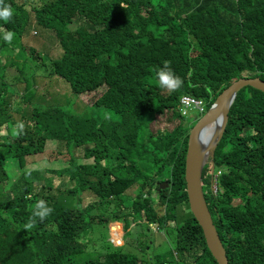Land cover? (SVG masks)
<instances>
[{
    "label": "trees",
    "instance_id": "16d2710c",
    "mask_svg": "<svg viewBox=\"0 0 264 264\" xmlns=\"http://www.w3.org/2000/svg\"><path fill=\"white\" fill-rule=\"evenodd\" d=\"M32 26L51 30L50 76L82 105L109 111L111 120L74 121L57 109L28 112L29 87L11 80L16 72L9 71V86L24 84L25 91L8 96L6 84L0 90V186L11 180L10 159L19 169L9 192L0 190V264H217L189 206L191 126L180 102L183 96L203 100V112L188 109L201 118L239 79L264 81V0H0L6 59L21 52L18 40ZM27 50L41 59L37 49ZM24 112L25 125L12 130L13 114ZM48 140L66 143L69 163L46 170L70 175L73 189L59 196L76 198L74 207L32 191L26 158L44 153ZM73 149L93 163L72 166ZM214 161V174L206 166L202 184L229 264H264V94L240 92ZM164 182L169 187L159 191ZM129 189L135 197L126 195ZM41 199L46 206L37 205ZM113 219L125 222L123 239L135 238L137 225V234L153 225L155 246H142L140 257L132 243L125 248L130 255L114 246L97 249L104 239L94 240L95 227L111 228ZM162 232L173 245L171 261L149 257L166 240Z\"/></svg>",
    "mask_w": 264,
    "mask_h": 264
},
{
    "label": "rangeland",
    "instance_id": "374dc122",
    "mask_svg": "<svg viewBox=\"0 0 264 264\" xmlns=\"http://www.w3.org/2000/svg\"><path fill=\"white\" fill-rule=\"evenodd\" d=\"M209 11L211 13L216 12L211 10ZM70 29H71L70 26L64 27V31ZM18 42H19L18 48L19 51H21L20 53L12 54L9 57V59H6V57L3 56V53L0 52V90H4L2 85L6 84V90L4 92L5 94H8V96H12V94H16L17 91L18 92L25 91L24 84H21L19 87L9 86V84H12L13 81L9 82L7 80V75H9L10 70H13L17 74L12 73L10 79L11 80L18 79L20 82L24 81L25 84L29 87L28 95L32 100L29 103V106L25 108L28 109V112H34L35 110H37L39 113H43L57 109L63 112L64 114H66L67 117L73 119L74 121H89V122L96 121L98 124H101V123L109 122L111 120L109 111L94 108L88 105L86 106L82 105L80 103V97L75 95V93L73 95L67 84L59 80L57 77L50 76V74L52 73V63L54 61V60L52 61L50 57V54L52 53L54 48V39L51 35V30L40 26L29 27L27 28L26 34L23 37V39L18 40ZM31 47L37 49L41 53L40 60L34 59V57H32L28 53L27 48H31ZM6 64H8L7 67H5ZM44 75H46L47 77L46 81L43 80ZM240 80L242 79H239L238 81ZM244 80H248V79L245 78ZM231 89L232 87H227L221 93ZM239 94L240 93H238V95ZM91 97L94 98L93 96ZM14 99H17V97H14ZM180 104L181 107L196 108L197 106L203 105L204 101L201 99L194 98L192 96H183ZM14 105L15 103L11 105V109L14 108ZM23 115L25 117H28L27 112L18 115L13 114L14 120L16 122L19 121L23 123V125H25V121H23L21 118ZM200 116L201 115H199L198 113L190 112L187 116L183 117L191 126L190 131L197 124ZM11 129L14 130V127H12ZM4 132H6V130H4ZM50 141H57V140L50 139ZM48 142L49 140L47 141V143ZM46 146L47 148L45 153L38 154L37 157L29 158V164L31 165L26 163L25 171L27 173L33 172L31 181L34 182V188L32 189V191L33 192L37 191L38 190L37 186H39L40 188L46 186L48 188L47 189L48 192L51 193L56 198V200H58L59 202H66V204H69L70 207H74V205L76 204V198H72L69 196L65 197L68 191V187L71 188L73 186V183L68 181V175L65 174L62 176H55L46 170V169L52 171L62 170L65 168L64 165H67L69 163V151L67 149L66 143L65 141L49 142L48 144H46ZM73 146L74 145H72L69 142V148L71 149L73 148ZM188 146H189V140H188ZM74 151H75V158L79 159V161L82 162V164L91 163V160H87L86 157L83 156L82 150L73 149L72 153H74ZM76 159L71 164L72 166L81 164ZM5 171L11 178L10 182L7 183V186L10 187L11 183L15 181L14 177L19 173L17 162L14 159H10L5 166ZM53 185L55 186L54 191H53ZM186 190H187V184H186ZM213 192L214 194H216L217 189H215ZM61 193H64L65 195L64 198H60L61 196H59V194ZM126 195L135 197L136 192L134 190L129 189L126 192ZM205 198H206V193H205ZM154 199L157 200L156 195L154 196ZM87 201L88 199H84L82 203H86ZM115 204L116 203L114 202L110 204L109 206L110 209H114ZM6 215L8 214L6 213L5 216ZM111 224H112L111 228L107 227L108 225H98L95 227L94 240L104 239L96 245L97 249L102 250L103 248H110V246H114L115 248H120V249L122 248L124 254L130 255L127 249L125 248L130 246V243H132L133 250H135L134 254H138V257H140L142 255L144 256V254H142L143 253L142 246L143 248L146 246H150V247L155 246V243L153 241L155 239V235L158 232V230L153 225H149V224L142 225L141 227L142 230L139 234H137V232L138 229H140L139 228L140 226L137 225L136 227L131 228V231H133V233L136 232L135 238H133V236H131V238H128V236L126 235V238L123 239V235L126 233V227L124 225L125 222H121L113 219ZM140 224H142V222ZM114 230L116 231L115 236H114ZM161 235L163 236V238H166L167 236L166 240L162 241L159 247L157 248V250H153L151 256L149 257L152 259H156L158 255H160L163 260L171 261L173 254L172 242L169 239V236L165 232H162ZM109 250L110 249H108V252ZM99 254L100 253L97 251L95 253V256L91 257L92 260H95V257H97ZM103 255L104 253H101V256ZM147 257L148 256H146V258ZM101 260L106 261V258L103 257Z\"/></svg>",
    "mask_w": 264,
    "mask_h": 264
},
{
    "label": "water",
    "instance_id": "95a60500",
    "mask_svg": "<svg viewBox=\"0 0 264 264\" xmlns=\"http://www.w3.org/2000/svg\"><path fill=\"white\" fill-rule=\"evenodd\" d=\"M230 87L232 89L224 91L190 131L185 168L190 210L202 228L207 248L217 264H229V261L207 205L202 184L203 172L208 165L215 171V151L226 131L229 114L238 93L249 87L264 94V82L260 79H242ZM168 187V182H164L159 191Z\"/></svg>",
    "mask_w": 264,
    "mask_h": 264
},
{
    "label": "clouds",
    "instance_id": "9594fccd",
    "mask_svg": "<svg viewBox=\"0 0 264 264\" xmlns=\"http://www.w3.org/2000/svg\"><path fill=\"white\" fill-rule=\"evenodd\" d=\"M4 1H6V0H4ZM204 105V104H203ZM84 106H86V105H84ZM180 113H181V115L183 116V117H185V116H187L188 114H189V112L187 111L186 112V114H184L183 113V107H181L180 106ZM198 114L199 115H201L202 113L201 112H198ZM22 117H25V116H22ZM21 117V118H22ZM13 120H14V116H13ZM23 120V119H22ZM14 123H15V125L13 126L14 127V129L19 125V124H21V122H19V121H15L14 120ZM45 153V152H44ZM84 156V155H83ZM32 157H37V155H33V156H29V157H27L26 158V163L27 164H29V158H32ZM76 159V158H75ZM87 159V158H86ZM76 160H78L79 161V159H76ZM87 160H91V163L90 164H92L93 163V159H87ZM80 162V161H79ZM80 163H82V162H80ZM105 162H103V164H104ZM35 164H36V162H35ZM35 164H34V166H35ZM29 165H31V164H29ZM33 166V165H32ZM65 166V165H64ZM211 170H212V168H211ZM43 173H44V171H43ZM53 175H55V176H62L61 174H56V173H52ZM212 174H214V172L212 171ZM68 175V181H70L69 180V177H70V175L69 174H67ZM18 177H19V173L14 177V180L16 181L17 179H18ZM43 177H44V175H43ZM214 178H215V176H213ZM51 178H54V177H51ZM46 179V178H45ZM49 179V178H48ZM54 180V179H53ZM70 182H72V181H70ZM73 183V186L71 187V188H69L68 187V191L69 190H71V189H73V187H74V182H72ZM53 184H54V181H53ZM65 185V184H64ZM63 186V185H62ZM1 188H3V190H5L6 192H9V186H7V184H4V185H1L0 186V190H1ZM37 188H38V190L37 191H34L33 193H38V192H41V191H43V190H45V191H47V193H49L48 192V188L46 187V186H44L43 188H40L39 186H37ZM54 188H55V186L53 185V191H54ZM51 194V193H50ZM37 205L38 206H46L47 205V202L45 201V200H43V199H41L38 203H37Z\"/></svg>",
    "mask_w": 264,
    "mask_h": 264
},
{
    "label": "built area",
    "instance_id": "2783aa9c",
    "mask_svg": "<svg viewBox=\"0 0 264 264\" xmlns=\"http://www.w3.org/2000/svg\"><path fill=\"white\" fill-rule=\"evenodd\" d=\"M196 108L199 109L201 112L204 111L203 105H201V106H197ZM188 109H190V108L183 107V113L186 114V112L188 111ZM212 179H213V188H215V187H217V183H216L214 177H212Z\"/></svg>",
    "mask_w": 264,
    "mask_h": 264
}]
</instances>
